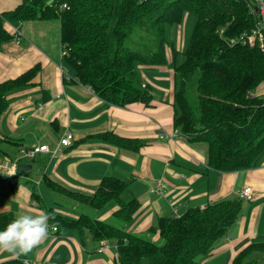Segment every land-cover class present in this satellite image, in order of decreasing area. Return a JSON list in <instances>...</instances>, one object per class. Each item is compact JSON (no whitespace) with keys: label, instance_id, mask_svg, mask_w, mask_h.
Returning <instances> with one entry per match:
<instances>
[{"label":"trees","instance_id":"obj_1","mask_svg":"<svg viewBox=\"0 0 264 264\" xmlns=\"http://www.w3.org/2000/svg\"><path fill=\"white\" fill-rule=\"evenodd\" d=\"M186 13L193 14L195 21L181 50L168 38L166 27L180 24ZM49 19L59 21L63 65L74 80L89 86L98 97L120 106L131 102L149 105L151 87L141 86L137 66L168 63L174 74L172 128L189 141H204L206 164L213 169L232 171L256 164L264 151V97L252 91L264 80V48L228 43L229 37L250 30L255 23L246 1L20 0L13 8L0 11V45L14 38L6 22L17 27L23 21ZM136 28L155 35V45L146 52L126 46ZM38 71L36 63L0 81V113L8 96L29 84ZM97 137L134 151L143 144L137 137L112 131ZM3 153L0 147V158ZM130 182L131 178L104 175L93 192L84 193L48 180L52 190L90 208L113 202L117 208L110 218L122 222L115 225L86 213L72 218L49 208V226L79 232L87 229L93 240L104 241V245L114 240V264H196L209 254L241 208L239 198H220L202 207H188L179 215L158 216L147 233L139 235L123 227L140 204L136 197L123 198ZM15 217L10 211H0V230ZM256 253L264 254V240L248 243L231 264H264L252 257ZM0 264L24 262L13 257Z\"/></svg>","mask_w":264,"mask_h":264},{"label":"crops","instance_id":"obj_2","mask_svg":"<svg viewBox=\"0 0 264 264\" xmlns=\"http://www.w3.org/2000/svg\"><path fill=\"white\" fill-rule=\"evenodd\" d=\"M19 2L0 0V11ZM5 24L14 38L0 45V81L36 63L39 71L29 84L8 96L0 113V147L4 151L0 158V211L17 216L22 212L47 213L50 208L77 218L83 212L75 205H58L48 180L91 193L104 175L131 178L124 199L136 197L140 204L123 227L146 234L158 216L179 215L188 207H202L220 198L241 199L239 189L249 185L253 198L241 199L235 221L196 264H231L248 243L264 240V151L252 167L221 171L207 166L204 141H189L181 134L171 139L159 137L173 130L174 74L168 63L137 66L140 83L151 87L149 105H115L71 77L60 58L58 20L23 21L17 27ZM254 93L264 97V80ZM65 130L73 133L70 145L22 160L28 164L24 171L10 165L19 147L45 143L53 148ZM108 131L137 137L143 144L134 151L97 137ZM82 207L90 216L107 220L117 205L109 201L100 209ZM115 256L114 240L101 246L90 234L85 236V230L53 229L49 224L46 238L27 254L0 251V261L20 257L24 264H114Z\"/></svg>","mask_w":264,"mask_h":264},{"label":"built area","instance_id":"obj_3","mask_svg":"<svg viewBox=\"0 0 264 264\" xmlns=\"http://www.w3.org/2000/svg\"><path fill=\"white\" fill-rule=\"evenodd\" d=\"M247 2L248 9L255 18L254 25L248 31H242L238 35L231 36L228 39V43L233 44L239 42L242 44H247L250 46H257L261 49L264 48V0H244ZM219 34H222V29L219 30ZM19 34L16 31L15 39L19 41ZM65 51H61V56ZM144 86V84H141ZM178 134L176 129H173L171 132L166 134H159V137L173 138ZM73 139V133L65 130L60 137L58 138L56 145L53 148H50L47 144H34L31 146L19 147L17 153L11 160L10 165L15 167L17 163L22 162L24 159H33L38 153L41 152H51L56 153L60 145L68 146L71 144ZM239 197L241 199H252L254 196V190L249 185L242 186L238 191ZM55 229V227H53ZM104 246V241L101 242Z\"/></svg>","mask_w":264,"mask_h":264},{"label":"rangeland","instance_id":"obj_4","mask_svg":"<svg viewBox=\"0 0 264 264\" xmlns=\"http://www.w3.org/2000/svg\"><path fill=\"white\" fill-rule=\"evenodd\" d=\"M56 20L57 19H54V21ZM194 21H195V16L191 13H186L184 15L183 21L180 24L168 25L166 27L167 33L169 31L168 38L172 40L175 44H177L179 46L178 48L181 50L184 49L190 37L191 31L194 25ZM51 28L52 27L50 26L49 29L52 30L53 28L52 29ZM155 41H156L155 35L152 33L151 30L147 31V29L145 28H136L131 33V35L127 38L126 46L133 50L146 52L155 45ZM178 59H182V55H179ZM254 90L252 91V94H255ZM190 91H193L192 86H191ZM53 197H54V200H56L59 203L58 205H61V206L65 205L66 207H71L72 205H75L79 212H83V213L90 215V212L83 209L82 206H84V204L81 202L74 201L72 198L66 195H62L60 192H55ZM123 198H124V195H123ZM107 221L115 225H119V223L122 224L120 220L114 217L109 218V220ZM84 230H85V236H87L89 232L87 231V229H84ZM139 235H145V234L144 232H141ZM256 254H261V256L263 257H260L259 255H255V254L252 255V257H257L258 261H260L261 263L264 262V254L262 253H256Z\"/></svg>","mask_w":264,"mask_h":264},{"label":"clouds","instance_id":"obj_5","mask_svg":"<svg viewBox=\"0 0 264 264\" xmlns=\"http://www.w3.org/2000/svg\"><path fill=\"white\" fill-rule=\"evenodd\" d=\"M49 218L44 212L18 214L0 230V251L30 252L46 238Z\"/></svg>","mask_w":264,"mask_h":264},{"label":"water","instance_id":"obj_6","mask_svg":"<svg viewBox=\"0 0 264 264\" xmlns=\"http://www.w3.org/2000/svg\"><path fill=\"white\" fill-rule=\"evenodd\" d=\"M50 2H51V0H47V3H50ZM27 166H28L27 163L20 162V163H17L15 167H16L17 170L24 171V170L27 169Z\"/></svg>","mask_w":264,"mask_h":264}]
</instances>
